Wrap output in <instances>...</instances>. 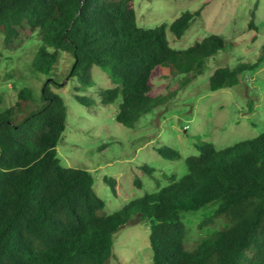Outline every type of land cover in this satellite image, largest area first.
Instances as JSON below:
<instances>
[{
	"label": "trees",
	"instance_id": "16d2710c",
	"mask_svg": "<svg viewBox=\"0 0 264 264\" xmlns=\"http://www.w3.org/2000/svg\"><path fill=\"white\" fill-rule=\"evenodd\" d=\"M203 8L145 30L137 27L133 0H0V34L6 49L38 36L32 69L40 74L51 75L63 53L73 57L71 75L84 85L91 83L93 67L105 69L120 85L102 95L107 103L122 98L116 120L131 125L167 98L156 97L162 90L156 80L203 75L204 61L224 49V38L215 34L186 50L170 46L166 31L182 38ZM255 19L256 9L249 30L258 29ZM263 63L264 46L252 65L217 69L208 88L236 87L246 71ZM62 86L49 78L40 96L23 87L10 107L0 97V264H109L114 237L129 223L133 207L139 208L137 221L150 224L151 264H264V131L222 150L204 143L199 155L186 159L184 177L171 176L167 187L105 214L93 175L65 167L59 158L68 107L54 89ZM158 152L181 159L167 146ZM106 182L116 194V180ZM134 185L143 186L140 180ZM215 203L200 227L219 218L228 226L187 250L181 213Z\"/></svg>",
	"mask_w": 264,
	"mask_h": 264
},
{
	"label": "rangeland",
	"instance_id": "374dc122",
	"mask_svg": "<svg viewBox=\"0 0 264 264\" xmlns=\"http://www.w3.org/2000/svg\"><path fill=\"white\" fill-rule=\"evenodd\" d=\"M201 7V15L182 38L166 31L170 46L177 51L186 50L208 34H215L224 38V49L204 61L203 75L193 78L178 74L171 80H156V87L162 89L156 97L167 98L131 125L116 120L122 98L107 103L102 95L104 90L120 85L105 69L93 67L91 83L84 85L78 75H71L73 57L63 53L51 75L40 74L32 69L41 44L39 37L6 49L0 34V97L5 100L4 106L13 105L23 87L40 96L49 78L63 85L54 89L68 107L66 129L57 152L65 167L93 175L94 189L106 202L105 214L122 210L146 194L167 187L171 176L177 180L184 177L188 173L186 159L199 155V146L204 143L222 150L255 139L264 131V63L256 71H246L236 87L215 92L208 88L217 69H235L257 62L264 46V0H133L137 27L145 30L162 24L169 26L184 12H195ZM255 9L258 29L249 30ZM163 146L179 152L181 159H164L158 152ZM144 167L153 169V174ZM106 179L116 180V194ZM137 180L142 182V188L134 185ZM218 206L215 203L181 213L187 229V250L197 248L228 226L219 218L200 227ZM138 210L131 208L129 223L115 235V258L109 264L152 263L150 224L137 221Z\"/></svg>",
	"mask_w": 264,
	"mask_h": 264
}]
</instances>
